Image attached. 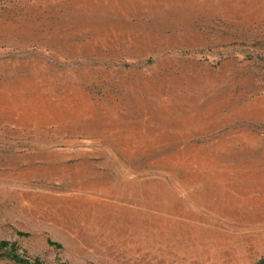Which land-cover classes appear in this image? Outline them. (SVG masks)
<instances>
[{
	"label": "rangeland",
	"instance_id": "rangeland-1",
	"mask_svg": "<svg viewBox=\"0 0 264 264\" xmlns=\"http://www.w3.org/2000/svg\"><path fill=\"white\" fill-rule=\"evenodd\" d=\"M2 241L264 264V0H0Z\"/></svg>",
	"mask_w": 264,
	"mask_h": 264
},
{
	"label": "trees",
	"instance_id": "trees-1",
	"mask_svg": "<svg viewBox=\"0 0 264 264\" xmlns=\"http://www.w3.org/2000/svg\"><path fill=\"white\" fill-rule=\"evenodd\" d=\"M3 257L10 258L18 264H43L40 261H31L22 256L16 246L7 241L0 242V259Z\"/></svg>",
	"mask_w": 264,
	"mask_h": 264
}]
</instances>
